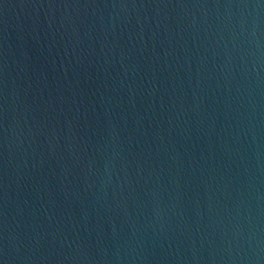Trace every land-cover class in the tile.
<instances>
[{"label": "water", "instance_id": "water-1", "mask_svg": "<svg viewBox=\"0 0 264 264\" xmlns=\"http://www.w3.org/2000/svg\"><path fill=\"white\" fill-rule=\"evenodd\" d=\"M0 264H264V0H0Z\"/></svg>", "mask_w": 264, "mask_h": 264}]
</instances>
